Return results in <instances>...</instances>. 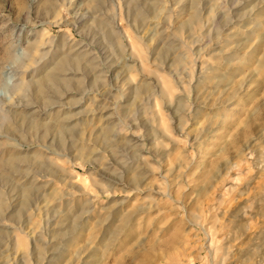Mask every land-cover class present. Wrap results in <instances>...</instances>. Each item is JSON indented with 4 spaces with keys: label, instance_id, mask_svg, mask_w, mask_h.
Segmentation results:
<instances>
[{
    "label": "rangeland",
    "instance_id": "374dc122",
    "mask_svg": "<svg viewBox=\"0 0 264 264\" xmlns=\"http://www.w3.org/2000/svg\"><path fill=\"white\" fill-rule=\"evenodd\" d=\"M263 36L264 0H0V264H264Z\"/></svg>",
    "mask_w": 264,
    "mask_h": 264
},
{
    "label": "bare ground",
    "instance_id": "6f19581e",
    "mask_svg": "<svg viewBox=\"0 0 264 264\" xmlns=\"http://www.w3.org/2000/svg\"><path fill=\"white\" fill-rule=\"evenodd\" d=\"M194 15H196V14H194ZM260 36H262V34L260 35ZM264 37V36H263ZM262 38V37H261ZM264 44V43H263ZM8 52V51H7ZM256 53V52H255ZM252 54V53H251ZM254 54V53H253ZM250 55V54H249ZM253 57V56H252ZM248 58H249V56H248ZM247 59V58H246ZM262 59V58H261ZM248 60V59H247ZM70 62V61H69ZM71 63V62H70ZM26 62L25 63H23L22 64V66H24V67H26ZM223 72V71H222ZM230 72V71H229ZM199 73V76H201V75H203L201 72H198ZM227 72H225V74H226ZM207 74V73H206ZM44 75V74H43ZM218 75V74H217ZM221 75V74H220ZM231 75H232V73H231ZM208 76V75H207ZM226 76V75H225ZM201 77H203V76H201ZM224 77V76H223ZM228 78V77H227ZM38 80V79H37ZM45 80H48V81H51V82H55L56 83V81H59V78H56V77H52V76H47L46 78H45ZM200 80V79H199ZM198 80V81H199ZM28 81V80H27ZM25 82V81H22L17 87H16V89L17 90H21V89H24V91H25V87H28L29 86V82ZM31 81V80H30ZM38 82V81H37ZM37 82H35L36 84H37ZM32 83V82H31ZM35 84V85H36ZM205 84V83H204ZM32 85V84H31ZM34 85V86H35ZM59 86V85H58ZM36 87H37V85H36ZM220 87V86H219ZM53 88V87H52ZM196 90V89H195ZM23 91V92H24ZM27 91V90H26ZM46 92V91H45ZM44 92V93H45ZM47 93V92H46ZM134 93H136V91L134 90ZM24 94H26V93H24ZM41 94H42V92H41ZM46 95V94H45ZM230 95V94H229ZM26 97V96H25ZM41 98V97H40ZM19 99V98H18ZM229 99V98H228ZM21 100V99H20ZM51 100V99H50ZM17 101V100H16ZM48 102H49V100H48ZM229 104V103H228ZM236 104V103H235ZM195 105V104H194ZM237 105V104H236ZM18 106V105H17ZM45 106H47V105H45ZM11 107V106H10ZM234 107V106H233ZM28 108V107H27ZM223 108V107H222ZM221 108V109H222ZM16 110V109H15ZM31 110V109H30ZM232 110H233V108H232ZM23 111V110H22ZM27 111V110H26ZM227 111V110H226ZM225 111V112H226ZM28 112V111H27ZM240 112V111H239ZM9 113V110L7 109V110H3V113L1 114V119L4 121L5 119H6V117H8L7 116V114ZM37 113V112H36ZM223 113V112H222ZM236 113V112H235ZM40 114V113H39ZM219 114V113H218ZM221 114V113H220ZM233 114V113H232ZM9 115V114H8ZM193 115V114H192ZM10 116V115H9ZM56 116V115H55ZM224 116V115H223ZM230 116V115H229ZM211 117V116H210ZM222 117V116H221ZM14 118V117H13ZM31 118V117H30ZM50 118V117H49ZM212 118H214V117H212ZM212 118H210V119H212ZM57 119V118H56ZM60 119V118H59ZM209 119V118H208ZM33 120V119H32ZM35 120V119H34ZM39 120V119H38ZM52 120V119H51ZM180 120V119H179ZM218 121V120H217ZM9 122V121H8ZM214 122V121H213ZM220 122H222V121H220ZM58 128H60V127H58ZM57 129V128H56ZM61 129V128H60ZM59 129V130H60ZM64 129V128H63ZM64 130H66V129H64ZM61 131V130H60ZM64 132V131H63ZM34 135V134H33ZM61 135V134H60ZM139 140V139H138ZM51 142V141H50ZM245 145H247V144H245ZM44 146V145H43ZM237 146V145H236ZM244 147V146H243ZM248 147V146H247ZM247 147H245V148H247ZM12 148L13 149H18L17 148V145H15V144H13V146H12ZM10 151V150H9ZM12 151V150H11ZM19 151H21V150H19ZM41 151V150H40ZM44 151V150H43ZM238 151H240V150H238ZM244 151V150H243ZM243 151H241V152H243ZM29 152V151H28ZM39 152V151H38ZM16 153V152H15ZM14 153V154H15ZM22 153V152H21ZM30 153V152H29ZM32 153H33V151H32ZM43 153V152H42ZM1 154V153H0ZM8 154V153H7ZM34 154V153H33ZM241 155H242V153H241ZM16 156V155H15ZM36 156V155H35ZM6 157V156H5ZM13 157V156H12ZM42 157V156H41ZM239 158V157H238ZM43 159V158H42ZM229 159V158H228ZM226 160H227V158H226ZM239 160H240V158H239ZM45 161V160H44ZM43 161V162H44ZM136 161V160H135ZM227 161H229V160H227ZM31 163H34V162H31ZM225 163V162H224ZM228 164V163H227ZM239 164V163H238ZM225 165V164H224ZM30 166H32V164L30 165ZM38 166V165H37ZM48 166V165H47ZM218 166H220V165H218ZM226 166V165H225ZM223 167V166H222ZM42 168H43V166H42ZM216 169H220V167L219 168H216ZM9 170V169H8ZM221 170V169H220ZM219 170V171H220ZM30 172V171H29ZM215 173V172H214ZM30 174V173H29ZM53 175V174H52ZM217 175H218V172H217ZM54 178V177H53ZM214 178V177H213ZM37 179V178H36ZM49 179V178H48ZM35 180V179H34ZM39 180V179H38ZM47 180V179H46ZM36 181V180H35ZM25 184V183H24ZM30 187V186H29ZM27 189H22L21 190V195H22V200H21V204H22V206H27L28 205V200H27ZM30 192H31V190H29ZM168 196V195H167ZM5 206H6V203L2 200V199H0V211L1 210H3V209H5ZM139 210V209H138ZM143 212V211H142ZM209 212V211H208ZM141 213V212H140ZM134 214H136L135 212H134ZM128 216V215H127ZM131 217H133L132 215H130ZM129 216V217H130ZM128 217V218H129ZM127 218V219H128ZM135 218V217H134ZM124 219V218H123ZM137 220V219H136ZM206 220V216H205V218H204V220L203 221H205ZM126 222H127V220H126ZM132 222H134V221H132ZM128 224H129V222H128ZM128 226V225H127ZM127 226H126V228H127ZM204 226V225H203ZM132 228V227H131ZM135 228V227H134ZM0 230H1V228H0ZM203 230H204V232L207 234V235H209L210 236V232L207 230V229H205L204 227H203ZM74 235V234H73ZM77 237V236H76ZM75 240V239H74ZM76 243V242H75ZM39 251V250H38Z\"/></svg>",
    "mask_w": 264,
    "mask_h": 264
}]
</instances>
